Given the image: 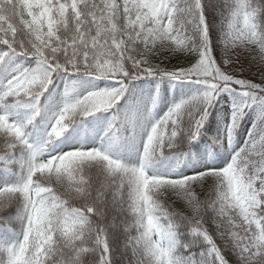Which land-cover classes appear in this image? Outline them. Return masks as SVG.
I'll use <instances>...</instances> for the list:
<instances>
[{"label":"snow or ice","instance_id":"6c2138e0","mask_svg":"<svg viewBox=\"0 0 264 264\" xmlns=\"http://www.w3.org/2000/svg\"><path fill=\"white\" fill-rule=\"evenodd\" d=\"M225 95L227 155L180 170ZM0 264H264V0H0Z\"/></svg>","mask_w":264,"mask_h":264},{"label":"trees","instance_id":"16d2710c","mask_svg":"<svg viewBox=\"0 0 264 264\" xmlns=\"http://www.w3.org/2000/svg\"><path fill=\"white\" fill-rule=\"evenodd\" d=\"M172 63H176V59H172ZM57 83L61 84V81H57ZM84 86H88V82H84ZM132 87L134 89V93L130 98H125L122 101V106H126L130 101L134 102L137 97L149 95L152 91L155 90L156 84L151 82L150 80L145 81H133ZM160 94L155 106L152 109V113L155 116L162 114L164 110H166L168 104L174 100L179 99L181 96L191 94L192 86H179L174 83H161ZM55 89L52 90V95L54 96ZM45 99H49V96L46 94ZM226 104L225 96L224 101L218 103L213 109V113L210 116V125H206V129L200 140L196 143L195 147H192L189 152L184 154L183 162L180 165V170L192 171L195 168L199 167L202 163L207 160L208 162H215V157L219 155L221 158L225 157L227 153L222 152L219 148L210 147V141L208 137L214 135L218 130L220 125V120L223 116V111L221 109ZM96 119L90 118L89 122L83 126L75 129V133L79 140L83 142H89L93 140L96 134L101 130L104 120L107 117V114H97ZM259 117L256 115L255 110H249L244 118L241 120L240 125L237 127L232 136L231 141V150L234 151L239 149L244 144V138L248 134L249 128L252 127L253 120L258 119ZM251 123L250 127H247L248 124ZM71 142V141H69ZM135 144H128L125 146V150L122 152V155L129 156L134 152ZM175 165V159L170 158L168 160H161L157 163V167L167 170Z\"/></svg>","mask_w":264,"mask_h":264},{"label":"rangeland","instance_id":"374dc122","mask_svg":"<svg viewBox=\"0 0 264 264\" xmlns=\"http://www.w3.org/2000/svg\"><path fill=\"white\" fill-rule=\"evenodd\" d=\"M225 100H226V104L222 108L224 110H226L230 106V104L232 103V100L227 95H225ZM250 126H251V123H249L247 127H250ZM73 138L74 139L79 138V137H77V134L75 132L73 133Z\"/></svg>","mask_w":264,"mask_h":264}]
</instances>
